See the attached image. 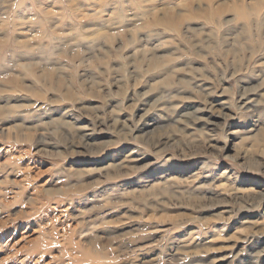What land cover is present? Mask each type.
<instances>
[{
  "label": "rangeland",
  "instance_id": "obj_1",
  "mask_svg": "<svg viewBox=\"0 0 264 264\" xmlns=\"http://www.w3.org/2000/svg\"><path fill=\"white\" fill-rule=\"evenodd\" d=\"M260 233L264 0H0V264H264Z\"/></svg>",
  "mask_w": 264,
  "mask_h": 264
},
{
  "label": "bare ground",
  "instance_id": "obj_2",
  "mask_svg": "<svg viewBox=\"0 0 264 264\" xmlns=\"http://www.w3.org/2000/svg\"><path fill=\"white\" fill-rule=\"evenodd\" d=\"M240 14L242 15V16H244L245 15V12H240ZM253 94V93H252ZM248 100V99H247ZM252 103V102H251ZM246 104H247V106H249V104H250V102H246ZM212 122V121H211ZM259 235H262L263 237H264V233L262 234V233H260ZM241 249H243V248H241Z\"/></svg>",
  "mask_w": 264,
  "mask_h": 264
}]
</instances>
